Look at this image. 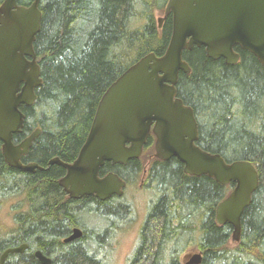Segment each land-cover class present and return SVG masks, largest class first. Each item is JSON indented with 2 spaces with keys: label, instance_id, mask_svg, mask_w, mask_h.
<instances>
[{
  "label": "trees",
  "instance_id": "16d2710c",
  "mask_svg": "<svg viewBox=\"0 0 264 264\" xmlns=\"http://www.w3.org/2000/svg\"><path fill=\"white\" fill-rule=\"evenodd\" d=\"M167 1H39L40 29L33 50L41 85L33 104L20 107L23 127L12 142L16 145L38 130L21 163L41 170L8 167L0 143V194L15 192L25 203L18 229L0 235V257L27 245L23 254L8 255L3 264H41L34 257L37 251L49 264H100L99 250L118 233L115 221L121 224L130 210L121 197L69 199L58 185L64 170L49 162L72 163L109 86L144 56L165 53L172 20L168 15L159 29L157 19ZM32 2L18 0L17 5L26 8ZM156 13L161 15L156 18ZM234 51L239 61L232 66L208 58L203 48L184 51L190 73H179L176 94L193 111L200 149L226 163L248 162L257 172L258 188L242 213L239 241L234 243L232 228L215 218L233 184L188 176L176 159H155L151 135L140 159L125 166L105 164L100 170V176L117 175L126 187L139 182L153 196L126 264H181L193 248L201 255L200 264H264V68L250 53L238 47ZM87 215L108 224L87 230ZM73 229L81 230V238L64 243Z\"/></svg>",
  "mask_w": 264,
  "mask_h": 264
},
{
  "label": "water",
  "instance_id": "95a60500",
  "mask_svg": "<svg viewBox=\"0 0 264 264\" xmlns=\"http://www.w3.org/2000/svg\"><path fill=\"white\" fill-rule=\"evenodd\" d=\"M18 0H3L0 5V143L5 164L13 169L33 173L37 165H23L39 135L13 144V136L23 127L21 106H31L35 90L41 85L39 66L33 43L40 29V0L29 7L17 5ZM170 15L171 36L165 53L148 54L129 67L101 97L76 159L63 163L55 158L49 165L65 171L58 184L73 200L94 197L104 202L121 197L126 186L117 175L100 176L105 164L125 166L142 156L147 139H155L154 158L166 162L176 159L184 174L206 176L221 186L233 184L228 196L217 206L215 218L232 228L231 239L237 243L241 232V216L250 205L258 188L254 167L243 161L226 163L217 154L208 153L197 145L198 128L191 108L177 98L179 73L189 74L183 60L184 51L203 48L208 58L223 59L226 65L238 63L235 47L250 53L264 68V0H168L158 28ZM82 236L74 229L64 240L70 243ZM23 244L6 250L8 255L21 254ZM41 264L50 260L35 252ZM200 254H188L182 264H200Z\"/></svg>",
  "mask_w": 264,
  "mask_h": 264
},
{
  "label": "rangeland",
  "instance_id": "374dc122",
  "mask_svg": "<svg viewBox=\"0 0 264 264\" xmlns=\"http://www.w3.org/2000/svg\"><path fill=\"white\" fill-rule=\"evenodd\" d=\"M160 15V13H156L155 17L158 18ZM152 198L151 189L145 188L139 182L135 186L125 188L121 199L130 211L121 224L117 220L115 221L119 229L118 233L107 242L106 248L99 250L100 264H126L137 244V231L145 218L147 207ZM24 206V199L20 194L12 191L0 194V235L11 234L18 229L17 219L22 215ZM83 221V227L87 230L97 227L102 229L108 224L95 215H87ZM197 253L193 248L185 255ZM181 259L182 264L183 258Z\"/></svg>",
  "mask_w": 264,
  "mask_h": 264
},
{
  "label": "flooded vegetation",
  "instance_id": "af4514ba",
  "mask_svg": "<svg viewBox=\"0 0 264 264\" xmlns=\"http://www.w3.org/2000/svg\"><path fill=\"white\" fill-rule=\"evenodd\" d=\"M220 60H223V59H220ZM223 61H224V60H223ZM70 164H71V163H70ZM35 170H36V169H35ZM64 172H65V171H64ZM64 175H65V173H64ZM64 175H63V176H64ZM63 176H62V177H63ZM62 177H61V178H62ZM61 178H60V179H61ZM60 179H59V180H60ZM59 180H58V182H59ZM58 185H59V184H58ZM60 188H61V187H60ZM64 193H65V192H64ZM113 197H116V196H113ZM113 197H111V198H113ZM111 198H110V199H111ZM69 199H70V198H69ZM72 200H73V199H72ZM78 200H79V199H78ZM108 200H109V199H108ZM72 231H73V230H72ZM72 231H71V233H72ZM70 235H71V234H70ZM70 235H69V236H70ZM69 236H68V237H69ZM22 245H23V244H22ZM17 247H18V246H17ZM26 250H27V247L25 248V250L23 251V253H24ZM23 253H21V254H23ZM34 257H35V253H34Z\"/></svg>",
  "mask_w": 264,
  "mask_h": 264
},
{
  "label": "bare ground",
  "instance_id": "6f19581e",
  "mask_svg": "<svg viewBox=\"0 0 264 264\" xmlns=\"http://www.w3.org/2000/svg\"><path fill=\"white\" fill-rule=\"evenodd\" d=\"M1 196H2V195H1ZM78 219H79V218H78ZM25 227H26V226H25ZM73 230H74V229H73ZM72 232H73V231H72ZM71 234H72V233H71ZM70 236H71V235H70ZM70 236H69V237H70ZM69 237H68V238H69ZM80 238H81V237H80ZM66 239H67V238H66ZM2 241H3V240H2ZM7 257H8V256H7ZM7 257H6V258H7ZM5 260H6V259H5ZM5 260H4V261H5ZM49 260H50V259H49Z\"/></svg>",
  "mask_w": 264,
  "mask_h": 264
}]
</instances>
